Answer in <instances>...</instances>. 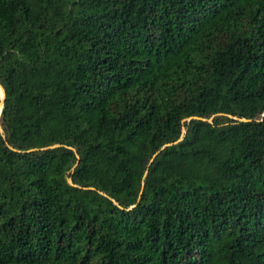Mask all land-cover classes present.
<instances>
[{
    "label": "trees",
    "instance_id": "16d2710c",
    "mask_svg": "<svg viewBox=\"0 0 264 264\" xmlns=\"http://www.w3.org/2000/svg\"><path fill=\"white\" fill-rule=\"evenodd\" d=\"M0 83V264H264V0H0Z\"/></svg>",
    "mask_w": 264,
    "mask_h": 264
},
{
    "label": "water",
    "instance_id": "95a60500",
    "mask_svg": "<svg viewBox=\"0 0 264 264\" xmlns=\"http://www.w3.org/2000/svg\"><path fill=\"white\" fill-rule=\"evenodd\" d=\"M0 84H1V83H0ZM1 85H2V84H1ZM2 87H3V90H4V95L2 96L1 93H0V95H1V102H0V116H1L2 111H3L4 100H5V97H6V90H5V88H4L3 85H2ZM230 117H233V116L230 115ZM192 118H200V117H198V116H194V117L186 118L185 120H188V121H189V120H191ZM233 118L238 119L237 117H233ZM240 120L246 121L247 119H246V118H241ZM0 130H1V132L3 133V129H2L1 124H0ZM185 133H186V129H184V133H183L181 139L183 138V136H184ZM3 135H4V133H3ZM4 136H5V135H4ZM181 139H179V140H181ZM168 145H171V143H168V144H166L165 146H168ZM55 146H59V144H57V145H53L52 147H55ZM165 146H164V147H165ZM164 147H163V148H164ZM69 182L72 183L71 178H69Z\"/></svg>",
    "mask_w": 264,
    "mask_h": 264
},
{
    "label": "bare ground",
    "instance_id": "6f19581e",
    "mask_svg": "<svg viewBox=\"0 0 264 264\" xmlns=\"http://www.w3.org/2000/svg\"><path fill=\"white\" fill-rule=\"evenodd\" d=\"M0 89H2V92L0 91V93H1V95L3 96L4 95V90H3V87H2V85L0 84Z\"/></svg>",
    "mask_w": 264,
    "mask_h": 264
}]
</instances>
